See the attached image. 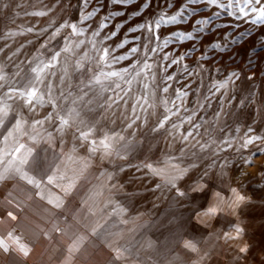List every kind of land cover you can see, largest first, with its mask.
I'll return each mask as SVG.
<instances>
[{"label":"rangeland","instance_id":"1","mask_svg":"<svg viewBox=\"0 0 264 264\" xmlns=\"http://www.w3.org/2000/svg\"><path fill=\"white\" fill-rule=\"evenodd\" d=\"M186 2L130 0L122 5L113 4L112 0H89L85 5L82 0H0V66L14 80L19 79L15 75L18 65L21 75L29 71L27 61L37 55L38 49L47 61L51 52L40 46L56 27L65 21L78 22L79 16L95 10L81 25L87 29L83 36H73L66 42L63 38L71 29L65 28L47 46L55 50H61L66 43L68 46V51L57 59L56 75L50 80L57 92L59 88L67 90L66 84H60L66 69V82L71 79L73 96H84L78 110L83 119L96 124V138H102L104 132H114L129 142L126 147H122L125 141L113 145L114 150H120L122 159L115 155L102 159L99 151L89 155L88 146L81 147L73 139V128L65 132L62 143L59 137L51 143L33 142L30 138L33 130L28 127L31 114L23 110L28 121L24 129L7 144L0 137V211L1 216L12 213L15 217L11 216L12 221L16 223L11 227L18 228L20 244L31 252L47 255L51 263L66 264H264V143L256 142L239 151L235 143L248 127L254 129V134L264 136V24L252 23L259 16V11L253 12L252 8L259 9L264 0L261 5L248 0L246 16L239 11L245 0H231L230 7L209 6L207 0H200L199 6H189L183 11L182 19L178 15L175 24L160 29L152 26L154 36L160 39H154L148 48L157 47V53L144 47L147 29L129 32L130 28L162 14L167 19L180 13ZM229 2L218 0L223 5ZM145 3L150 6L144 8ZM41 12L45 14H35ZM217 12L219 15H215ZM230 13L242 18L237 20ZM197 20L199 25L195 23ZM205 20L209 23L205 24ZM101 24L104 27L99 29V36H93L92 31ZM28 28L33 31L28 32ZM42 29L48 31L39 35ZM113 31L116 35L111 39H103ZM179 31L197 35L191 41L173 40L166 47H159L164 38ZM81 40L84 44L79 43ZM214 43L227 50L213 49ZM121 44L123 47H117ZM193 46L195 50L185 55ZM104 47L110 52L116 49L117 56H127L132 47H137L138 52L118 64L104 66L110 60L108 57L97 67ZM17 49L20 53L14 56ZM165 54L169 55L167 61L163 59ZM204 56L208 58L202 59ZM137 57L141 60L150 57L152 71L144 69L139 76L135 72L125 73L124 80L105 79L101 75L120 72L133 64L139 69ZM173 59L177 63L169 67ZM78 61L82 68H76ZM231 73H237L238 78L228 80ZM169 75L172 80L166 79ZM97 76L100 83L93 90L76 89V85L88 84ZM134 76L136 79L132 80ZM128 80L132 82L129 84ZM224 81L226 88H221L213 98L209 88L215 91L213 85ZM114 82L128 90L131 98L125 97L127 104L120 101L119 108L109 109L104 99L114 95ZM141 82L149 85L146 95H142ZM164 86H169L168 93H163ZM101 87L107 91L98 96ZM176 89H187L188 93L178 116L166 112L168 108L176 110L171 102L175 100ZM138 97L144 105L138 109L141 119L137 121L138 127L129 129L122 117L126 111L131 113ZM88 100L92 103H86ZM194 109V118L189 123L188 116ZM50 111L51 106L46 105L38 109L36 118H43ZM165 114L170 115V120L164 128L154 131ZM173 122L180 127L173 129ZM188 132L192 135L184 141L182 137ZM16 139L33 149L29 163L23 166L29 177L39 179L54 171L63 179L52 185L41 181L40 188L22 179L23 172L15 170L20 154L11 152ZM227 139L234 140L232 148L224 144ZM74 144L77 150L72 152ZM144 163L161 174L152 175L147 169L137 171L135 166ZM175 167L189 169L177 181V187L188 192L184 197L177 196L176 189L167 182L176 175ZM206 170L203 190L189 191L192 182ZM70 183L73 188L65 194ZM230 188H237L246 197L234 212L226 210L214 218L198 215L215 199V193L227 198ZM24 197L43 205L23 202ZM233 225L243 230L242 235L226 240L224 233ZM186 241H192L197 251L185 248ZM117 247L127 248L131 255L125 253L126 259L114 261ZM240 247H247V252H239Z\"/></svg>","mask_w":264,"mask_h":264},{"label":"snow or ice","instance_id":"2","mask_svg":"<svg viewBox=\"0 0 264 264\" xmlns=\"http://www.w3.org/2000/svg\"><path fill=\"white\" fill-rule=\"evenodd\" d=\"M83 4L88 5L89 0H82ZM113 4H122L127 5L130 0H112ZM254 3L256 5H261V0H254ZM200 0H187L186 3L183 4L180 13H177L176 15H171L169 18H165V15H160L157 18L151 19L149 21H146L144 23H140L135 26V28H130L129 32L137 31V30H145L147 29L149 35L145 37L146 43L144 45L146 51H150L152 53H157V47H151L148 48V44L152 43L153 40H159V36H154V30L153 25L155 29H160L162 26L165 25H171L175 24L177 22L178 15L182 17V13L185 9H187L189 6H199ZM207 5H217L218 7H230L231 6V0L229 4L223 5L218 3V0H207ZM149 3H145L143 5L144 8L149 7ZM171 7V4L168 5ZM248 7V0H245L244 7L240 8V13L244 14L245 16L247 13L245 12V8ZM253 12L259 11V16L257 19L253 20L252 23H261L264 24V5H261L259 9L256 7L252 8ZM95 10L87 12L83 16H79L77 18L78 22H70L65 21L63 24H60L59 27H56L55 30L51 33L50 36H48L47 40L44 41L43 44H41L40 48L45 49L46 51L51 52L50 57H48L47 61L45 60L44 53L40 51V49L37 50V55L33 56L31 60L27 61V64L29 65V71L26 72L24 75L20 74L18 65V71L15 74L17 77H19L18 80H14L11 77H8L6 73H4L3 66H0V81L3 83H0V137L3 138V142L7 144L10 140L14 138L17 134L21 132L22 129H24L25 124L28 123L23 110L26 109L29 114H31V122L28 123V127H30L33 130V133L31 134L30 138L33 140V142H36L37 140H45L46 142L51 143L54 138L59 137L61 140V143L63 142V137L65 135V132L73 128L75 131L72 133L73 139L75 141L79 142V146L83 147L85 145L88 146V153L89 155H94L98 151L102 153L101 158H108L113 155H115L118 158H124L121 154L120 150L116 149L114 150L113 145L118 144L120 141H125V144L122 147H126L129 143L125 137L119 135L118 133H108L104 132L102 138H96L97 137V128L96 124L90 121H87L82 118L80 111L78 110L79 103L81 101H84L83 95H76L73 96L72 91V83L71 79L68 78L66 82V77H68V73L66 69L63 72V75L60 77V84L65 85L67 90L65 88H59L58 92L57 90L53 89L50 77L55 76L56 72L54 69L56 68L57 59L61 57L62 52L68 51L67 43L65 44L64 48L61 50H55V49H49L47 46L50 44L51 41H54L58 35H60L61 31L65 28H70L71 31L64 36V40L70 41L73 36H83L85 34V31L87 30L84 27H81V25L85 24L94 14ZM36 15H44L45 13H35ZM139 13H135V15H138ZM215 15H219V12L215 13ZM230 15H235L236 19H241V15H238L236 13H230ZM107 19V18H106ZM197 25L200 24V21H195ZM205 24L209 23V21L205 20ZM104 27V24H101L98 29H95L92 31L93 36H99L100 32L99 29H102ZM28 32H32V28L27 29ZM47 29H42L39 35H44L47 33ZM114 35H116L115 31H113L110 34H107L103 37L104 40L111 39ZM194 34L192 31H188L187 33L183 31L179 32H173L170 36L163 39V41L159 44V47L162 49L163 47H166L171 41H184V40H193ZM136 39H139L137 37ZM80 44H84V41L81 40L79 42ZM225 44H227V41H225ZM24 46L21 45V48ZM117 47H123V44L118 45ZM213 49H219L220 51H226V47H222L219 43H214L211 45ZM195 50V46H193V49L189 50L185 55H190L191 51ZM97 52L100 51V49H96ZM116 49H112L111 52L109 48L104 47L102 49L103 55H100L98 57L97 61V67L101 66V62H105L106 58L110 57V60L105 64L104 66H108L110 64H118L121 61L127 59V56H135L138 52L137 47H132L129 51V53L126 55H114ZM20 49H17L15 53H13L14 56L19 55ZM182 56L180 59H183ZM207 56L202 57V59H207ZM11 59V57L9 58ZM148 59L150 57H145L143 60L140 59V57H137V63L140 64V68L137 69V65L133 64L131 68H124L122 71H109V72H101V75L105 79H110L112 77H120L121 80H124V74L125 73H131L135 72L136 76H139L141 71L144 69H147L149 72L152 71L153 64L148 63ZM163 59L165 61L169 60V55L165 54ZM24 62H21L23 64ZM177 63L176 59H173L171 61V65H174ZM83 64L79 61L76 64V68H82ZM185 71H188V74L191 75V72L187 69ZM154 75V74H153ZM233 77H237V73H231L228 76V80H232ZM136 77H132V80H135ZM167 80H172V76L169 75L166 77ZM132 80L126 81L127 83H131ZM47 81V82H46ZM100 83V77L97 76L94 78V80H89L88 84L81 83L80 85H76V89L79 91H83V89L88 88L89 91L93 90L95 84ZM115 88L112 89L114 95H110L105 97L104 104L109 108H113V106H116V108H119L120 101H123L125 104L128 103V99H125V97L131 98L129 96V92L126 89L121 88V84L119 82H114ZM142 83L143 92L142 95L147 94V90L149 89L148 83ZM163 83V80L161 81ZM227 81H224L222 83H219L217 85H213L215 88V91H212V88H209V91L212 94V97H215V93L219 92L221 88H226ZM91 85L92 87H89ZM155 87H159V85H154ZM7 87V91H3V89ZM111 87V86H109ZM107 91V89L101 87L98 93L96 95L103 96V93ZM163 93L169 92V86L162 87ZM123 93V95H121ZM87 93H84L86 95ZM187 89L184 91H181L180 89L175 90V100L171 101L175 105V111L171 108L166 109L167 113H170L171 115H177L179 114L181 107H183V100L187 96ZM205 99H209V97H205ZM176 101H181V104H176ZM11 102V103H9ZM86 103H92L91 100L86 101ZM46 105H50L52 108V111L48 112L43 118H36L38 109L44 108ZM104 106V105H102ZM201 107L203 105H200ZM221 108L224 107V102L221 100L220 102ZM144 105L141 103L140 98L138 97L136 99V102L132 104L131 106V113L129 114L127 111L123 114V119L125 120L126 127L131 129L134 126L138 127L137 121L141 119V115L138 111V109L143 108ZM184 111L187 112L188 109L184 107ZM11 114V115H10ZM219 114V113H218ZM195 115V109L193 110L192 115L188 116V122L191 123ZM170 115L165 114L163 116V119L158 120L157 127L153 130L156 131L158 129L164 128L165 124L170 120ZM46 125L48 127H46ZM173 129H178L180 127L179 124L173 122L172 123ZM194 127H199V125H194ZM26 131V129H25ZM237 132H239V129H236ZM192 135L191 132H188L187 134L183 135L182 139L184 141H187L188 138ZM256 142H262L264 143V136L254 134V129L252 127H248L247 130L243 133V135L240 137L239 140L235 141L239 145L238 151L240 149H247L249 145H252ZM234 140L233 139H227L224 141V144L228 148L233 147ZM32 147L27 146L25 143H20L18 139L15 140V146L12 148L11 152L12 154H20V159L18 161V166L15 169L17 172H23L22 179H26L27 183L30 185H33L36 188H40L41 181H45L47 184L52 185L59 179H63V177H59L56 172H51V174L45 173L43 176H40L39 179H37L36 176L29 177L27 172L23 171V166L29 163V156L32 155ZM77 150L76 144L72 147V152H75ZM35 159V158H33ZM137 171H140L141 169H147L152 175H160V171L156 168H154L151 164L144 163L140 165L135 166ZM121 170H125L122 166ZM189 171L188 168H180L175 167L176 175L171 176L168 179V184L176 189L177 196L184 197L188 194L187 191L181 190L177 187V181L181 180ZM39 175V174H37ZM207 176V170L196 180L192 182V184L189 186V191L197 192L202 191L204 184V178ZM73 188V184H68V187L65 189V194L71 191ZM215 199L209 203V205L200 210L198 215L204 216V217H210L214 218L219 214L225 213L226 210L229 212H234L237 207H239L242 203L246 201V197L242 195L237 188H230L229 195L227 198H225L223 195H221L220 192H217L214 194ZM59 206V205H57ZM122 211V209H121ZM9 216H12V213H8ZM13 219H15L14 216H12ZM242 229L239 226L233 225L230 226V231L224 233V237L226 240L231 239H239L242 235ZM235 233V236L232 235V233ZM11 239L13 241V244H15L18 241V237H12V234L9 233L7 237L4 239H0V250L3 252H9L13 250L10 248L9 244L5 241ZM185 248H189L192 251H197L195 244L192 241H186L184 244ZM25 246L19 245V250L24 251ZM247 247H240L239 252L245 253L247 252ZM115 257L114 261H121L122 259H126L125 253H128L127 248H121L117 247L115 249ZM24 254L26 255L27 252L24 251ZM131 255V253H128Z\"/></svg>","mask_w":264,"mask_h":264},{"label":"crops","instance_id":"3","mask_svg":"<svg viewBox=\"0 0 264 264\" xmlns=\"http://www.w3.org/2000/svg\"><path fill=\"white\" fill-rule=\"evenodd\" d=\"M23 202H29L30 204H42L36 201H30L26 199V197L22 198ZM43 205V204H42ZM2 212L0 211V239H4L7 237L9 233L12 234V237H18L19 238V231L18 228H13L14 221H12L11 216H1ZM9 244L10 248L13 250L9 252H3L0 250V264H66L64 261L60 262H54L51 263L47 258V255H40L37 252H31V250L27 249V246L25 245L24 251L27 252V254H24V251L19 250L20 244V238L18 241L13 244V241L11 239H8L5 241Z\"/></svg>","mask_w":264,"mask_h":264},{"label":"bare ground","instance_id":"4","mask_svg":"<svg viewBox=\"0 0 264 264\" xmlns=\"http://www.w3.org/2000/svg\"><path fill=\"white\" fill-rule=\"evenodd\" d=\"M9 165H10V164H9ZM5 169H6V168H5ZM11 171H12V170H11ZM1 172H2V171H1ZM9 172H10V171H9ZM12 172H13V171H12ZM12 172H11V173H12ZM14 178H15V177H14ZM14 178H13V179H14ZM230 179H231V178H230ZM69 205H70V204H69Z\"/></svg>","mask_w":264,"mask_h":264}]
</instances>
